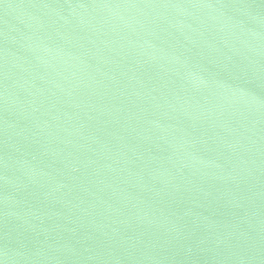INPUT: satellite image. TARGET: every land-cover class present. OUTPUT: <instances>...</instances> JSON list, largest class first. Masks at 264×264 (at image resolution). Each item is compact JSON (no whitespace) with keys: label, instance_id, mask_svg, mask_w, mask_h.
<instances>
[{"label":"water","instance_id":"95a60500","mask_svg":"<svg viewBox=\"0 0 264 264\" xmlns=\"http://www.w3.org/2000/svg\"><path fill=\"white\" fill-rule=\"evenodd\" d=\"M0 264H264V0H0Z\"/></svg>","mask_w":264,"mask_h":264}]
</instances>
